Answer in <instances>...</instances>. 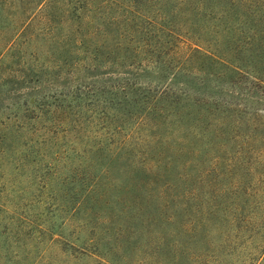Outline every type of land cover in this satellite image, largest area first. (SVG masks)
Masks as SVG:
<instances>
[{
	"label": "rangeland",
	"instance_id": "374dc122",
	"mask_svg": "<svg viewBox=\"0 0 264 264\" xmlns=\"http://www.w3.org/2000/svg\"><path fill=\"white\" fill-rule=\"evenodd\" d=\"M139 2V14L162 18L170 17L166 8L174 0L46 2L0 62V264H112L89 256L78 237L111 240L117 264H163L162 248L149 236L136 238L138 231L126 241L129 224L113 234L114 224L106 223V215L87 217L96 197L87 198V191L129 134V148H135L138 142L159 146L166 132L156 130L147 115L152 107L148 102L158 92L136 98L120 113L114 110L115 97L125 85L155 90L158 68L169 63L153 55L156 48H172L170 63L178 66L194 54L196 43L212 48L221 38L190 21L177 23L190 37L160 34L137 15ZM7 5L17 20L24 9H33L35 0H9ZM193 59L196 66H205L189 69L187 76L214 83L211 74L218 70L212 62ZM260 108L264 118V102ZM211 129L206 125L198 133L179 127L176 138L170 133L162 138L174 159L189 145L200 150V167L209 174L205 185L212 180L218 188H230L220 181L248 180L250 191L264 190V183L251 181L254 169L264 168L263 141L254 143L245 129L226 141ZM80 204L85 210L80 220H72ZM128 242L133 247L129 252L121 248Z\"/></svg>",
	"mask_w": 264,
	"mask_h": 264
},
{
	"label": "trees",
	"instance_id": "16d2710c",
	"mask_svg": "<svg viewBox=\"0 0 264 264\" xmlns=\"http://www.w3.org/2000/svg\"><path fill=\"white\" fill-rule=\"evenodd\" d=\"M49 1L35 0L31 11L24 9L21 17L14 20L7 5L9 0H0V62L28 27L36 10ZM139 9L141 21L160 34L190 37L177 24L190 21L220 35L221 41L212 48L196 43L194 54L178 66L170 63L174 59L172 48L167 52L156 48L153 55L158 60L165 57L169 63L158 68L155 87L149 84L155 90L145 87L140 91L125 85L119 91L114 108L118 113L136 98L158 92L148 102L152 107L147 115L153 117L156 130L166 132L159 146L153 147L138 142L132 149L128 145L131 134L124 138L90 184L87 198L96 197L85 215L94 219L106 215V223L114 224L113 234L123 231L124 223L129 224L126 241L138 231L136 238L141 234L140 238L149 236V240L158 243L157 248H162L163 256L158 253L163 264H260L264 256V190L250 191L248 180L229 184L220 181L230 188H218L220 185L212 180L205 185L209 174L200 167V150L188 144L190 147L174 159L162 137L170 133L176 138L179 127L199 133L210 125L211 132L215 129V136L226 141L236 137L233 132L245 129L254 143H264V118L258 113L264 102V0H174L166 8L170 17L162 18L139 14L142 4ZM193 57L210 60L217 68L211 74L214 83L187 76L192 74L189 69L205 66L193 64ZM136 129L135 134L142 126ZM156 135L154 132L151 138ZM262 177L264 168L254 169L251 181L256 178L259 184L264 183ZM186 190L189 192L184 193ZM82 210L85 206L80 204L71 219L80 220ZM76 241L89 256H102L117 264L111 256V240L100 243L95 237H78ZM128 243L121 246L127 252L133 248Z\"/></svg>",
	"mask_w": 264,
	"mask_h": 264
}]
</instances>
